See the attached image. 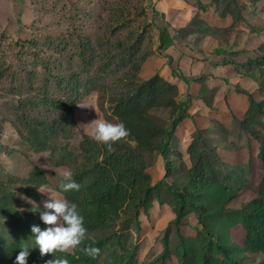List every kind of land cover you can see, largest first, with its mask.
Masks as SVG:
<instances>
[{
  "label": "rangeland",
  "instance_id": "374dc122",
  "mask_svg": "<svg viewBox=\"0 0 264 264\" xmlns=\"http://www.w3.org/2000/svg\"><path fill=\"white\" fill-rule=\"evenodd\" d=\"M141 5L146 22L136 14ZM128 10L134 22L130 29L141 32L144 24V32L147 28L144 49L150 57L139 79L156 75L178 84L182 95L177 102H188L189 118L171 132L164 150L158 133L155 150L141 153L154 189L138 217L121 213L101 229L86 228V238L104 243L93 264H181V238L186 246L183 264H199L204 244L207 257L229 264L216 247L217 239L236 264H264V254L242 251V225H234L239 210L264 196V0H0V55L15 66L24 43L58 40L61 72H66L80 41L99 54L106 53L113 36L125 39ZM166 38L173 46L170 50L163 49ZM75 62L74 56L73 66ZM8 72L4 78L12 76ZM181 76L200 80L187 85ZM5 84L0 83V264L15 258L25 245L44 264L52 256L74 254L75 249L41 257L30 226L48 225L33 210L42 209L51 197L64 199L60 173L81 164L82 143L91 139L89 123L97 118L118 121L111 115V98L84 91L73 111L71 137L43 136L26 124L18 97L2 91ZM236 90L252 95L259 108L247 116L249 99ZM169 116L170 110L160 109L149 117L163 129ZM192 144L204 153L207 179L215 185L198 190L191 183ZM179 194L186 200L180 218ZM233 194L237 196L226 205ZM222 207L227 214L210 218Z\"/></svg>",
  "mask_w": 264,
  "mask_h": 264
},
{
  "label": "trees",
  "instance_id": "16d2710c",
  "mask_svg": "<svg viewBox=\"0 0 264 264\" xmlns=\"http://www.w3.org/2000/svg\"><path fill=\"white\" fill-rule=\"evenodd\" d=\"M136 14L138 19L146 22L145 6L141 5ZM132 17L131 11L128 10V31L125 39L120 41L113 36L107 44L106 53L93 52L89 43L80 41L79 46H75L76 55L72 52L69 56L70 68L66 72H61V48L58 40L48 43L42 40L24 43L15 66L13 62H3L0 55V83L6 81L2 91H10V94L18 97V110L26 112L24 120L36 133H42L43 136L57 133L62 138L71 137L75 126L72 120L73 111L84 91L98 92L111 98L112 117L128 129V135L115 142L111 150L93 139L84 141L83 149H80L81 164L73 171V179L80 184V188L63 192L64 199L78 205L84 217V227L91 231L107 226L114 216L121 213L138 217L139 210L146 206L154 189L149 183L147 165L141 153L155 150L153 138H156L158 133L161 136L159 146L164 150L171 132H175L176 127L188 117V102H177L180 93L176 86L156 75L146 81L139 79L141 68L150 54L144 49L146 24L141 32L134 31L130 29L134 25ZM162 45L166 50L172 44L166 38ZM74 56L77 58L76 66H73ZM8 70L13 74L4 78L6 73H10ZM180 80L188 83L194 80L198 82L200 79L181 76ZM235 92L248 97L250 108L247 116L253 112L254 107L259 108L252 95L242 90ZM160 109L170 110L167 119L169 125L163 129L157 127L149 117L152 111ZM34 147L45 148L37 144H34ZM194 147L192 144L188 150V155L194 163L190 171L191 183L198 190L209 184L215 185L207 179L209 165L204 153L198 152ZM224 192L228 193V188H224ZM236 196L237 194H233L224 203L227 205ZM179 198L182 207L178 213L180 218L184 216L182 211L186 207V200L183 194H179ZM214 213L210 218L224 216L228 212L222 207ZM237 215L239 221L234 225L241 223L246 231L242 251L264 254V196L253 199L248 208L239 210ZM217 242L219 244L216 243V247L224 258L229 260V264H236L229 259L228 252L218 239ZM227 243L229 245L232 242L228 240ZM84 244L94 245L99 250L104 246L101 238H86L80 247ZM204 245L203 258L199 264H224L213 257H207L206 244ZM180 252L179 261L183 264L186 259L183 238L180 242ZM63 255L69 264H93L96 257L87 256L78 249H75L74 254ZM14 260L15 258L8 259L5 262L14 264ZM38 261L42 262L34 255L27 257V262L32 264H39Z\"/></svg>",
  "mask_w": 264,
  "mask_h": 264
},
{
  "label": "clouds",
  "instance_id": "9594fccd",
  "mask_svg": "<svg viewBox=\"0 0 264 264\" xmlns=\"http://www.w3.org/2000/svg\"><path fill=\"white\" fill-rule=\"evenodd\" d=\"M91 124V139L103 144L109 150L112 145L128 135V129L122 122L113 123L103 119H94ZM59 188L64 191L79 190L80 184L73 179V171L70 168L64 169L60 173ZM38 191L44 193L42 189ZM32 206L35 204L32 201ZM36 205V204H35ZM39 211V219L48 227L41 228L38 224L30 226L31 233L34 234V244L38 248L41 257L54 252H64L69 249H78L85 255L95 257L99 249L94 245L84 244L86 239V228L84 227V217L75 202L67 199L53 198L43 201L42 209ZM30 246L21 247L15 256L14 264H27V257L30 255ZM44 264H69L66 258L57 257L47 259Z\"/></svg>",
  "mask_w": 264,
  "mask_h": 264
},
{
  "label": "crops",
  "instance_id": "0c3cea01",
  "mask_svg": "<svg viewBox=\"0 0 264 264\" xmlns=\"http://www.w3.org/2000/svg\"><path fill=\"white\" fill-rule=\"evenodd\" d=\"M188 18H189V12H188ZM173 46H171V47H169L167 50H170L171 48H172ZM185 77V76H184ZM187 78V77H186ZM168 83H170V84H172V85H174V86H176L177 88H178V90H179V93H181L182 91H181V87L178 85V84H174V82H171V81H169V80H166ZM182 81V80H181ZM183 82V81H182ZM190 83H192V82H190ZM195 83V82H194ZM187 85H188V83H187ZM182 94H180V96H181ZM189 108H190V106H189ZM248 112V111H247ZM190 122H192V121H190ZM192 124V123H191ZM250 182V181H249ZM241 226L242 224H237V226ZM242 227V229H243V232H242V237H243V240H242V242H243V244H244V240H245V238H246V231H245V229L243 228V226H241ZM230 233H231V231H230ZM244 246V245H243Z\"/></svg>",
  "mask_w": 264,
  "mask_h": 264
}]
</instances>
